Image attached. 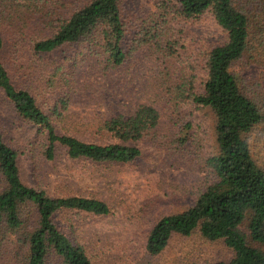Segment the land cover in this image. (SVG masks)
Returning <instances> with one entry per match:
<instances>
[{
  "label": "trees",
  "instance_id": "1",
  "mask_svg": "<svg viewBox=\"0 0 264 264\" xmlns=\"http://www.w3.org/2000/svg\"><path fill=\"white\" fill-rule=\"evenodd\" d=\"M153 4L154 10L136 14L131 25L125 0H0V90L25 120L47 132L46 158H55L59 143L71 158L132 163L143 153L138 142L161 123L162 113L153 102L138 104L129 116L104 120L102 128L116 142H86L59 134L33 90L15 81L4 52L15 46L36 59H54V79L62 67H71L69 75H76L85 61L120 67L143 46L154 49L165 63L172 62L174 54L186 49L173 22L216 24L223 39L205 48V74L197 72L190 56L181 74L168 65L158 71L173 96L175 137L186 142L200 127L211 134V146L204 189L192 205L156 221L146 250L158 255L173 235L199 231L208 240H223L233 251L231 259L213 264H264V0H153ZM239 63L257 66L259 74L246 76L235 70ZM70 102L65 92L52 114L63 116ZM67 210L112 212L98 198L53 197L28 185L18 151L0 130V264H95L85 246L57 222Z\"/></svg>",
  "mask_w": 264,
  "mask_h": 264
},
{
  "label": "rangeland",
  "instance_id": "2",
  "mask_svg": "<svg viewBox=\"0 0 264 264\" xmlns=\"http://www.w3.org/2000/svg\"><path fill=\"white\" fill-rule=\"evenodd\" d=\"M125 6L131 14V25L136 14L155 9L153 0H125ZM172 25L186 49L181 48L167 63L159 59L154 49L143 46L129 54L120 67L85 61L76 68V75H69L71 67H62L52 79L54 59H36L31 52L15 46L3 54L15 81L33 90L50 112L59 134L108 144L117 139L102 128L105 119L118 114L129 116L143 102H153L162 113L160 125L138 142L143 153L132 163L71 158L67 148L59 143L51 160L44 154L47 132L25 120L0 90V130L19 153L23 180L53 197H94L112 208L108 215L67 210L57 217L60 226L85 246L95 264H213L233 256L223 240H208L199 231L190 236L173 235L158 255L146 250L147 236L156 221L192 205L204 189V166L211 146V134L200 127H196L197 133L191 131L186 142L175 137L178 125L172 119L173 96L166 92L164 77L158 71L168 65L172 72L181 74L190 56L196 60L197 72L205 74L203 52L220 42L223 34L216 24L200 20L181 19ZM131 47L132 44L125 48ZM177 67L180 70L176 71ZM235 70L246 76L259 74L255 65L239 63ZM65 92L71 102L64 115L57 117L51 110ZM196 117H200L199 112Z\"/></svg>",
  "mask_w": 264,
  "mask_h": 264
}]
</instances>
